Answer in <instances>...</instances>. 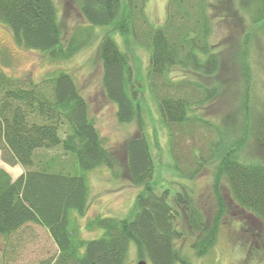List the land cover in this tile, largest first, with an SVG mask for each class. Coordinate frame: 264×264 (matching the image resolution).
<instances>
[{"label": "trees", "instance_id": "16d2710c", "mask_svg": "<svg viewBox=\"0 0 264 264\" xmlns=\"http://www.w3.org/2000/svg\"><path fill=\"white\" fill-rule=\"evenodd\" d=\"M144 1L125 0L123 4L122 0H88L81 6L80 14L96 27L112 26L119 21L116 31L126 38L134 35L133 19L142 12ZM238 5L250 10L254 25L262 22L259 29L264 32V0H238ZM206 13L207 0H169L163 26L146 34L150 77L163 76L175 66L188 68L199 76L216 74L218 60L207 46ZM0 23L8 27L19 47L48 54L51 59H68L77 49L75 38L63 47L52 0H0ZM98 57L103 93L116 106L117 121H135L140 130L123 145L128 179L140 188L133 206L125 218L92 220L90 226L101 230L99 237L77 239L72 216H81L89 201L84 173L101 167L115 171L118 159L102 145L88 104L70 74L60 72L51 79L33 83L11 77L0 68V159L24 170L12 179L0 168V236L9 238L28 224L44 228L57 249L56 257L45 264H124L132 245L146 263L188 264L177 244L191 237L196 256H204L212 247L220 224L229 217L233 221V211L243 214L245 221L264 224V163L236 155L246 142L245 130L229 148L217 142L214 135L208 143L209 150H197L207 162L216 157L212 163V204L193 206L187 201L185 205L181 195L176 194L177 209L168 202V190L159 192L153 184L154 162L143 132V111L132 98L134 81L127 54L105 36L99 44ZM192 81H168L166 88L178 94H156L160 89L155 85L150 89L160 121L169 131L176 170L187 179L199 171L200 163L193 144L188 150L181 145L185 135L191 138L192 134L185 132L176 137V130H192L196 123L201 124L200 119L187 116L189 106L202 105L216 93L214 85L208 89L195 87ZM189 87L202 98L186 96ZM261 110L264 117V95ZM55 148L73 156L80 175L66 171L64 161L43 153ZM185 152L193 166L187 167V173L185 164L179 161ZM222 181L227 188L224 194L219 190ZM181 215L194 237L179 229ZM242 224L236 221L239 228Z\"/></svg>", "mask_w": 264, "mask_h": 264}, {"label": "rangeland", "instance_id": "374dc122", "mask_svg": "<svg viewBox=\"0 0 264 264\" xmlns=\"http://www.w3.org/2000/svg\"><path fill=\"white\" fill-rule=\"evenodd\" d=\"M52 1L57 11L63 47L75 38L77 49L73 55L68 59L55 60L48 54L23 49L14 42L8 27L0 23V68L11 77L28 79L33 83L51 79L60 72L70 74L88 104L89 116L102 145L118 159L115 171L101 167L84 173L89 201L81 216H72L77 239L88 241L99 237L101 230L90 226V222L98 217L125 218L140 191L139 187L130 183L123 157L124 143L138 135L140 130L135 121L129 124L117 121L116 106L105 98L101 86L98 47L105 36L111 37L118 49L129 58L134 81L132 98L143 111V132L154 162L153 184L159 192L168 190V202L171 205L177 208L176 194L181 195L185 205L187 201L193 206L212 204V163L216 157L207 162L199 157L197 150L201 147L209 150L208 143L214 139V135L217 142L229 148L240 140L245 130L246 142L242 143L236 155L241 156V159L246 157L250 161L264 163V117L261 110L264 95V32L259 29L262 22L254 25L250 10L240 8L238 0H207V46L218 60L215 75L199 76L188 68L175 66L165 75L153 78L148 75L150 52L146 34L163 26L169 0L144 1L143 16L140 11L132 23L135 40L134 35L124 38L116 31L115 25L119 21L112 26L89 25L80 14L81 6L88 0ZM122 1L124 4L125 0ZM179 80H194L195 87H216V93L210 101L189 106L191 110L187 116L198 118L202 123H196L192 130L189 127L176 130V137L185 132L191 133L193 137L187 134L185 142L181 143L187 150L193 144L194 153L198 155L199 171L191 179L176 170L175 159L170 152L169 131L160 121L157 104L150 91L155 85L160 89L156 94H178L165 85L168 81ZM192 89H185L186 96L191 99L202 98ZM213 129L216 131L211 132ZM62 132L60 136H63ZM43 153L49 158L64 161L66 171L71 174H81L73 156L66 155L60 148ZM184 155L179 161L185 164L187 173V167L193 166L189 153L185 152ZM0 168L12 179L24 172L18 165L13 168L1 159ZM226 189L222 181L219 190L224 194ZM231 216L233 221L227 217L220 224L215 241L204 256H196L190 245L191 237L177 244L188 264H264V224L256 220L245 221L243 214L237 211H233ZM181 219L179 229L184 234L192 235L186 218L181 215ZM237 220L243 223L240 228L236 225ZM56 255V245L48 232L38 225L28 224L9 238L0 236V264H45ZM139 260L144 259L139 258L133 245L129 246L124 264H136Z\"/></svg>", "mask_w": 264, "mask_h": 264}, {"label": "water", "instance_id": "95a60500", "mask_svg": "<svg viewBox=\"0 0 264 264\" xmlns=\"http://www.w3.org/2000/svg\"><path fill=\"white\" fill-rule=\"evenodd\" d=\"M136 264H147L145 260H139Z\"/></svg>", "mask_w": 264, "mask_h": 264}, {"label": "crops", "instance_id": "0c3cea01", "mask_svg": "<svg viewBox=\"0 0 264 264\" xmlns=\"http://www.w3.org/2000/svg\"><path fill=\"white\" fill-rule=\"evenodd\" d=\"M18 166H19V165H18ZM16 167H17V165L13 166V168H16ZM19 167H20V166H19ZM20 168H21V167H20ZM21 174H22V173H21ZM21 174H20V175H21Z\"/></svg>", "mask_w": 264, "mask_h": 264}]
</instances>
